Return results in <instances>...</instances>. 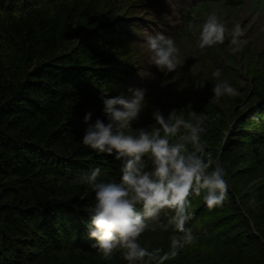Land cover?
<instances>
[{
    "label": "trees",
    "instance_id": "trees-1",
    "mask_svg": "<svg viewBox=\"0 0 264 264\" xmlns=\"http://www.w3.org/2000/svg\"><path fill=\"white\" fill-rule=\"evenodd\" d=\"M245 4L244 0H0V264H129L122 250L105 260L92 247L95 240L89 238L86 224L95 194L79 182L82 173L96 167L101 168V180H120L123 160L82 144L88 127L84 117L91 113L88 123L100 119L107 124L103 99L130 96L129 88L146 89V106L132 122V130H150L156 123L154 108L165 117L176 109L186 120L191 111L202 114L205 159L211 153L226 173L228 196L222 205L208 208L203 191L188 197L191 219L185 228L194 241L164 264H264V74L258 62L246 61V55L253 56L247 47L240 57L245 73L230 68L217 80H233L240 90L238 98L216 100L203 87L211 90L217 83H210L214 71L202 70L199 63V69L190 72L184 57L192 61L195 49L218 54V47L203 51L197 46L199 26L215 9L231 11ZM157 5L154 12L146 11ZM254 5L264 9V0ZM169 8L179 18L171 27L160 21ZM189 22L197 36L187 30ZM263 29L258 30L264 33ZM156 34L173 36L178 47L189 51L180 54L178 73L143 80L133 40ZM236 64L228 66L237 68ZM249 74L254 88L243 98V76ZM137 77L144 82L136 84ZM253 114L258 119H250ZM145 160L150 170V157ZM172 215V210L164 209L161 222L167 224ZM173 234L171 227L147 230L139 243L149 250L160 248L163 255L170 251Z\"/></svg>",
    "mask_w": 264,
    "mask_h": 264
},
{
    "label": "clouds",
    "instance_id": "clouds-1",
    "mask_svg": "<svg viewBox=\"0 0 264 264\" xmlns=\"http://www.w3.org/2000/svg\"><path fill=\"white\" fill-rule=\"evenodd\" d=\"M170 19V18H169ZM175 24L178 21L174 22ZM187 30L197 36L196 27L189 22ZM239 23L229 29L215 13L209 14L199 26L197 46L210 48L230 40L231 51L236 53L246 40ZM149 52V62L165 74L176 71L180 66V49L173 36L163 34L145 35ZM218 79L219 69L212 73ZM130 96L119 95L103 99L105 124L97 119L88 123L91 113L84 117L88 127L85 129L82 144L95 152L113 155L123 160L121 177L118 182L100 179L101 168L90 169L79 176L81 184L90 186L95 194V204L87 211L90 222L86 224L90 239L95 240L92 247L109 260L117 250H122L129 264H164V261L177 255L179 249L190 245L194 237L186 223L191 219L192 207L188 197L193 193L200 196L208 208L220 206L227 199L228 185L225 169L219 159H213L201 143L203 127L202 114L189 112L190 119L178 115L172 109L165 117L158 108H154L152 117L155 124L149 129H131L134 120H138L146 106V89H132ZM213 96L236 97L239 92L226 81L216 83L212 88ZM258 119L253 114L249 117ZM183 129V134H181ZM127 132V134H126ZM188 145L192 146L189 150ZM145 157L151 159V169ZM137 205L141 209H137ZM170 209L167 224L160 220V213ZM173 228L170 237V251L149 250L141 246L139 237L147 230Z\"/></svg>",
    "mask_w": 264,
    "mask_h": 264
},
{
    "label": "rangeland",
    "instance_id": "rangeland-1",
    "mask_svg": "<svg viewBox=\"0 0 264 264\" xmlns=\"http://www.w3.org/2000/svg\"><path fill=\"white\" fill-rule=\"evenodd\" d=\"M257 0H244V2L246 3L244 6H237L234 7L232 9L226 10V8L219 10V9H215L214 12L221 18L222 22L225 23V25L231 29L236 23H239L241 28L243 29L244 35L242 37H240V39L246 40L247 43L243 44L240 47V50L237 51L236 53H233L231 51L232 45L230 44V40L226 39L224 41L223 44H216L214 45V47H218L219 53H214V52H202V51H198V49H195L194 52H191L192 55L191 57H193V60L189 61L188 56L185 55V68L186 70L192 72V70H197L199 69L198 64L200 63L203 67L202 70H210V71H215L217 69H219L221 72H227L228 70H230V68L232 70H235L236 72L239 73H245L244 70H242L241 67V62H240V57L242 56V53L244 52V50L249 47L251 48V51L253 52V56L251 57V59L246 55V61L249 62V60L253 61V62H258V66L257 68L260 69L262 71V74H264V33L259 32L258 29H263L264 28V19L262 18L264 15V9L263 7L261 8V6H259L261 8V10L263 11V13L261 14V12H259V7H256V5H254V2ZM130 3V2H129ZM160 2L158 1V4ZM129 5H133L132 3H130ZM263 5V4H261ZM158 8V5L155 6L154 8H150L149 10H146L147 12H154L156 9ZM229 9V7H228ZM225 11V12H224ZM130 12V10L128 11ZM146 13V12H145ZM166 13V12H165ZM147 14V13H146ZM145 14V15H146ZM170 18V19H169ZM178 16L176 15V11L174 9L169 8V10L167 11V14H162V16L160 17V21L162 23H166L168 26L169 25H174L175 21H178ZM256 25V27H254ZM169 26V27H171ZM264 30V29H263ZM259 32V33H258ZM138 40H140L138 42ZM138 40H133L134 45V49H135V58L137 60V64H140V68L143 69V72H138L141 79H147V78H151L155 77L158 75V79H164L166 76H162V74L165 73L164 70H160L158 69L154 64L149 62V57L151 55V53L149 52L147 46L145 45L146 40H142V39H138ZM183 44H186L183 42ZM196 44V43H194ZM180 49V54L184 51H189V48L187 47H183V45L179 46ZM191 49V48H190ZM204 51V49H202ZM185 54V53H184ZM236 59V60H234ZM233 61H237V68L228 66L231 64V62ZM243 64V62H242ZM138 67V65H137ZM135 67V68H137ZM256 67V66H255ZM180 66L177 68L176 71H174V73H178L179 71H181V69L179 70ZM251 66L249 67V72L251 70ZM137 70H135L134 73H136ZM204 75V74H203ZM176 77L180 78L179 75H175ZM244 80L242 82V86H243V90L240 93L241 96L243 98H245L248 94H251L254 88L253 85V75L249 74V76H243ZM214 78V77H213ZM135 79V76H134ZM211 79V84L214 83H218V79L214 78L212 80ZM143 80H140L138 77L136 78V83L134 81H131L132 83H136V84H141L142 82H144ZM231 86H233L234 88H236L238 90L237 87H235L234 81L233 80H229L228 81ZM206 86V92L208 93H213L212 89L210 90L211 86H207V85H203V87ZM240 90H238L239 92ZM210 95V94H209ZM255 97V96H254ZM238 97H230V96H224L225 100H229V101H233L235 99H237ZM214 99V96H213ZM218 100V99H216ZM235 102V101H234ZM235 105V104H234ZM234 108V107H233ZM233 110V109H232ZM231 110V111H232ZM234 123L233 120H230V123ZM214 129L217 131L218 130V123L214 124ZM224 135L226 133H228L227 129H225L224 131ZM242 164L239 163L237 166H235V164L233 165L234 168L239 167Z\"/></svg>",
    "mask_w": 264,
    "mask_h": 264
}]
</instances>
